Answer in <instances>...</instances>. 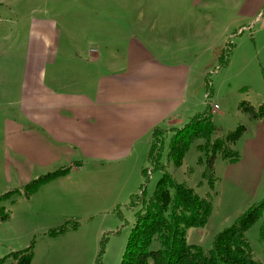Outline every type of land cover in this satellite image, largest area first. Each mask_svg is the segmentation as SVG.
<instances>
[{
	"label": "crops",
	"instance_id": "1",
	"mask_svg": "<svg viewBox=\"0 0 264 264\" xmlns=\"http://www.w3.org/2000/svg\"><path fill=\"white\" fill-rule=\"evenodd\" d=\"M263 5L264 0H83L69 6L62 24L57 15L32 18L29 32H20L13 43L0 32V147L6 168H18L23 183L12 190L56 216L84 207L96 184L91 171L103 170L106 180L126 166L142 167L154 129L178 127L195 112L197 103H190L199 60L217 50L233 26L240 31L246 19L264 20ZM11 15L2 12L0 24L24 19ZM258 127L259 137L248 142L240 163L252 174L264 154V119ZM74 162L79 165L66 174L24 193L33 179ZM11 216L13 210L0 224ZM15 234L10 244L0 241V258L30 244L31 234ZM69 245L58 244L61 256ZM47 254L53 255L51 249ZM39 258L36 246L32 264Z\"/></svg>",
	"mask_w": 264,
	"mask_h": 264
},
{
	"label": "rangeland",
	"instance_id": "2",
	"mask_svg": "<svg viewBox=\"0 0 264 264\" xmlns=\"http://www.w3.org/2000/svg\"><path fill=\"white\" fill-rule=\"evenodd\" d=\"M0 2L10 5L9 8H1L0 14L11 13L10 19L19 18L23 14L24 19L17 25H12L8 19L0 24V32L6 33L13 43L18 39L20 32L24 34L26 31L29 32L32 18L57 15L61 23L66 20L69 6L83 3V0H0ZM242 23L240 24L244 26L242 30L239 31V27L233 26L218 45L217 50L210 51L196 65L201 74H197L199 76L196 79L197 92L190 106L197 103V108L186 120L187 122L194 115H204L209 112L216 127L213 138H224L238 126H244L243 134L232 145V149L239 154V160L232 162L219 156L215 163V185L211 187L203 177L204 164L198 161L199 156H202L204 161L206 159L204 153L201 155L197 149V145L204 142L202 138H197L191 143L183 164L178 167L168 158L169 138L174 133L171 131L167 134L162 156L167 171L177 181L194 188L199 195L208 197L212 202L213 211L208 224L204 227L187 229L188 243L199 245L206 252L212 248L218 232L230 226L250 206L264 199V154L255 174L240 164L243 156L246 159L248 142L258 138L260 134L258 124L262 119L253 118L245 109V105L259 108L264 104V20L260 15L257 20L250 18ZM16 45L20 47L19 43ZM261 133H264L263 129ZM149 152L150 147L146 163L142 167L138 166L134 170L133 167L126 166L117 171L115 177L109 176L106 180L101 175L103 170L91 171L90 176L95 175L96 184L93 189H88L87 201L83 203L84 207L81 209L74 207L60 210L54 216L55 214L46 213L39 204L27 201L24 195L16 194L17 192L14 193L15 195L1 199L0 217L6 218L11 210L13 216L10 221L0 224V241L10 244L16 236L15 232L18 230L28 232L32 235L29 236V240H36L35 250L36 246L39 250L40 258L37 264H120L136 220L137 207L134 208L130 204L132 196L141 193L142 185L146 188V195L152 196L157 182L163 175V172L157 169L153 171L150 169V174L144 175L143 170L152 165L149 162ZM228 173L230 182L227 180ZM257 174L250 188L243 190ZM239 175L241 177L238 182ZM21 185L23 183L19 169L6 168L0 147V196ZM15 198L19 203L13 204ZM229 199L231 200L227 202ZM235 200L239 201L233 207L232 202ZM22 212L24 213L21 215L24 217L20 216ZM21 218H24L25 223L20 225ZM66 221H70V226L74 223L77 226L56 237L46 234L48 229ZM263 224L264 214L247 233L252 245L253 257L261 264H264ZM62 242L70 245L66 253L61 256L59 253L62 250L58 248V244ZM47 243H50V248ZM161 247V242L156 237L151 249L158 250ZM50 249L53 255L47 254ZM47 257L53 259L46 262ZM7 262L14 264L12 259H8ZM149 264H153L152 261Z\"/></svg>",
	"mask_w": 264,
	"mask_h": 264
},
{
	"label": "trees",
	"instance_id": "3",
	"mask_svg": "<svg viewBox=\"0 0 264 264\" xmlns=\"http://www.w3.org/2000/svg\"><path fill=\"white\" fill-rule=\"evenodd\" d=\"M227 52L229 51L226 50ZM209 97V94H208ZM245 109L256 119L264 118V104L259 108L245 105ZM245 128L238 126L234 131L223 137L213 138L216 127L212 123L210 113L194 115L182 127L162 129L156 127L151 136L149 152L150 168L143 170L144 175L149 170L157 169L163 172L152 196L146 195V188L142 185L141 193L132 196L131 205L137 207L136 220L132 227L124 255L120 264H261L253 257V249L247 236L250 228L264 214V199L250 206L239 215L228 227L218 232L214 238L212 248L206 252L201 246L187 241L189 227H204L208 224L213 205L208 197L199 195L194 188L177 181L162 162L167 134L174 131L169 138L168 158L175 166H181L183 159L191 145L202 138L203 143L197 149L204 153L205 161L199 156V163L204 164L203 177L211 187L215 185V163L220 156L225 160L236 162L238 152L232 145L241 137ZM79 163L59 168L36 179L24 187V193L33 194L42 184L56 177L66 174ZM19 190H12L0 196V200L11 196ZM66 221L59 226L46 231L49 236H59L77 225ZM264 237V224L262 226ZM159 238L161 249L152 250L151 244ZM36 240L21 250L9 252L0 258V264H8L12 259L14 264H32L35 256Z\"/></svg>",
	"mask_w": 264,
	"mask_h": 264
}]
</instances>
